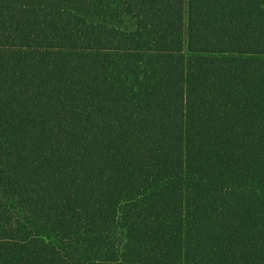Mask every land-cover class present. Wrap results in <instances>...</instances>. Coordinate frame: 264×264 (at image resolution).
Wrapping results in <instances>:
<instances>
[{
	"label": "trees",
	"instance_id": "1",
	"mask_svg": "<svg viewBox=\"0 0 264 264\" xmlns=\"http://www.w3.org/2000/svg\"><path fill=\"white\" fill-rule=\"evenodd\" d=\"M0 264H264V0H0Z\"/></svg>",
	"mask_w": 264,
	"mask_h": 264
}]
</instances>
